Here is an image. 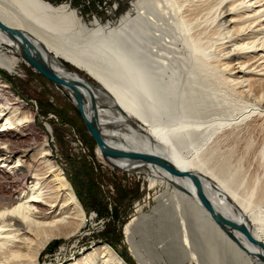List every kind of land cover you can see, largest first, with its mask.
<instances>
[{
  "label": "bare ground",
  "instance_id": "bare-ground-1",
  "mask_svg": "<svg viewBox=\"0 0 264 264\" xmlns=\"http://www.w3.org/2000/svg\"><path fill=\"white\" fill-rule=\"evenodd\" d=\"M111 3L120 14L124 0L97 5ZM69 5L0 0V17L24 30L47 63L83 90L87 115L125 170L119 171L146 175L151 194L131 204L123 229L127 254L150 264L139 242L154 236L157 264H203L193 243L207 250L210 264L225 258L263 264L257 253H264L258 245L264 248V145L255 152L263 174L249 179L227 141L245 126H264V0H136L135 13L123 14L118 26L99 20L88 25ZM5 46L18 57L5 54ZM21 61L31 66L0 29V69L16 74ZM55 84L77 107L71 89ZM8 89L0 79V136L9 137L0 141V264H40L53 240L80 235L87 218L48 137L39 145L15 142L34 121L9 99ZM98 153L104 156L101 147ZM145 157L191 176L215 214L240 225L256 243L233 230L236 244L201 204L189 178L142 164ZM172 227L179 232L173 247ZM119 255L99 245L67 264H127Z\"/></svg>",
  "mask_w": 264,
  "mask_h": 264
},
{
  "label": "rangeland",
  "instance_id": "rangeland-1",
  "mask_svg": "<svg viewBox=\"0 0 264 264\" xmlns=\"http://www.w3.org/2000/svg\"><path fill=\"white\" fill-rule=\"evenodd\" d=\"M44 1L54 6H60L69 5L65 1L70 0ZM99 1L101 0H90V4H86V0H72V9L79 12V16L88 25L99 20L102 25L112 23L118 26L123 14L135 13L133 3L136 0H132L131 5V0H124V4L118 6L122 10L120 14L116 13L113 3L103 5V9H101L97 5ZM2 51L9 56H16L12 53L11 47L5 46ZM63 63L68 68L72 66ZM73 71L89 82L96 83L85 72L77 68ZM0 79L10 86V89L6 91V93H10L9 99L18 100L20 107L34 121L33 125L27 127L23 132L28 135L18 136L19 138L15 139V142H18V146L39 145L48 137L54 158L73 186L87 218L86 225L80 235L72 239L63 237L53 240L42 253L40 264H67L69 260L77 258L99 245H107L119 255L118 249L126 248L123 229L131 204L135 200L151 194L150 183L145 180L146 175L135 176L110 166L105 157L98 153L100 146L95 137L90 134L68 92L34 70L33 67L21 61L16 69V74H10L0 69ZM1 137L3 140L9 139L8 136H0V141H3ZM232 140L231 142L227 141V144L230 150L234 148V158L240 159L242 166L246 169L244 172L247 173L249 170V179L263 174L260 160L255 156V152L264 145V126L259 122L245 126L233 136ZM117 142L123 148L126 147L123 142ZM0 181H2L1 178ZM187 218L191 219L189 213H187ZM171 229L173 232V227ZM170 234L172 237L168 241L174 242V245L171 243L173 247L175 240L179 238V232L177 233L175 230L173 234L171 232ZM153 237L142 239L139 242V247L146 255L148 263L157 264L158 259H154ZM193 245L199 260H203V264H210L207 250L203 249L202 251L195 243ZM174 250L173 258L179 259L180 252ZM127 253L128 251L125 249L127 256L119 255L120 258L126 260L127 264H140L130 253ZM66 257L69 259L64 260ZM222 264L233 263L225 258Z\"/></svg>",
  "mask_w": 264,
  "mask_h": 264
},
{
  "label": "water",
  "instance_id": "water-1",
  "mask_svg": "<svg viewBox=\"0 0 264 264\" xmlns=\"http://www.w3.org/2000/svg\"><path fill=\"white\" fill-rule=\"evenodd\" d=\"M0 29L4 31L9 37H11L13 40H15L23 54L27 62L34 67L39 73H41L43 76L48 78L51 81H54L60 86H67L71 89V91L74 93L76 100H77V108L81 114V117L88 128V130L93 134V137L97 140V144L102 148L104 156L106 161L114 168L125 171L123 168L119 167L117 163L113 160L112 154L110 152L109 146L107 141L105 140L101 130L97 127V124L95 121L87 115V104L86 103V96L83 92V90L70 79H67L65 76L59 74L56 70H54L45 60L43 55L39 53L37 50L35 44L32 42V40L29 38L28 34L24 30H20L17 28H14L8 24H6L0 17ZM71 70H75L72 66H69ZM142 164H155L157 166H160L167 170L168 172H172L173 174L180 176V177H187L189 178L190 182H192L193 186L195 187L197 198L200 200L201 204L208 210L210 215L213 217L217 225L223 229L224 232H226L231 239H233L236 244H240V241L237 240L234 231H240L243 232L251 243L255 244L256 241L250 236L248 231H246L244 228H242L240 225L230 221L229 219L216 215L213 211V208L209 202L208 199L204 196V193L202 192V189L198 182H196L191 176L188 174H182L177 170L174 166H171V164L162 159L156 158V157H145L141 160ZM263 250V246L259 243L258 244ZM118 253L125 256L124 251L119 248ZM257 257L262 261L264 264V253L258 254Z\"/></svg>",
  "mask_w": 264,
  "mask_h": 264
},
{
  "label": "built area",
  "instance_id": "built-area-1",
  "mask_svg": "<svg viewBox=\"0 0 264 264\" xmlns=\"http://www.w3.org/2000/svg\"><path fill=\"white\" fill-rule=\"evenodd\" d=\"M70 2L72 3V0H70ZM71 257V255L69 256V258ZM68 257H66V258H64V260H68L69 259ZM57 264H59V263H57Z\"/></svg>",
  "mask_w": 264,
  "mask_h": 264
},
{
  "label": "crops",
  "instance_id": "crops-1",
  "mask_svg": "<svg viewBox=\"0 0 264 264\" xmlns=\"http://www.w3.org/2000/svg\"><path fill=\"white\" fill-rule=\"evenodd\" d=\"M70 6V5H69ZM72 8V6H70ZM77 9V8H76Z\"/></svg>",
  "mask_w": 264,
  "mask_h": 264
}]
</instances>
